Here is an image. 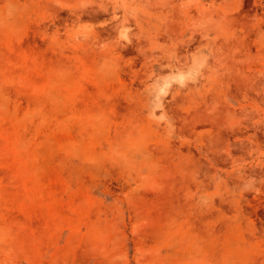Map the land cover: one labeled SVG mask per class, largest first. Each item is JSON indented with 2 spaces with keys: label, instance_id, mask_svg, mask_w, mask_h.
Listing matches in <instances>:
<instances>
[{
  "label": "rangeland",
  "instance_id": "374dc122",
  "mask_svg": "<svg viewBox=\"0 0 264 264\" xmlns=\"http://www.w3.org/2000/svg\"><path fill=\"white\" fill-rule=\"evenodd\" d=\"M0 264H264V0H0Z\"/></svg>",
  "mask_w": 264,
  "mask_h": 264
}]
</instances>
